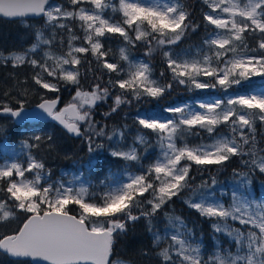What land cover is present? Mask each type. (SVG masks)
<instances>
[{"label":"snow or ice","instance_id":"6c2138e0","mask_svg":"<svg viewBox=\"0 0 264 264\" xmlns=\"http://www.w3.org/2000/svg\"><path fill=\"white\" fill-rule=\"evenodd\" d=\"M202 4L208 10L202 9L205 36L197 53L204 55L188 59L174 46L201 24L194 22L183 0H156L151 5L144 0H0L2 17L21 22L34 16L44 20L26 50L7 56L0 51V65L33 69L32 84L27 88L25 81L0 93V117L18 124L44 119L57 122L66 133L86 143L90 154H96L87 163L89 176L94 170L102 174L105 169L99 162L100 150L107 151L114 163L123 162L120 172L108 170L100 181L108 191L99 202L94 197L89 202L84 198L86 187H73L84 173L67 183L53 180L48 158L59 148L57 139L52 134L31 133L20 141L22 157L0 160V221L20 219L14 231L0 235V251L26 258L29 264H124L110 259L114 244L143 219L155 246L168 243L155 253L158 264H264V200L255 199L249 191L253 176L264 174V155H260L264 148L257 149L256 141L257 121L264 122V87L228 95L227 99L137 109L131 115L136 125L131 143L127 124L110 127L94 118L97 108L109 98L112 104L102 114L104 120L122 105L131 106L145 98L160 100L174 84L227 93L242 81L264 79V0H202ZM76 21L83 30L82 38L73 31ZM25 27L31 25L25 23ZM59 33L67 34V52L57 56L52 48L64 45V36L57 39ZM114 36L122 38L125 45L119 49V58L109 59L111 48L105 44ZM250 39L255 41L254 47H249ZM76 40L81 41L80 46H74ZM138 46L146 49L144 59L131 51ZM156 52L171 73L167 82H161L164 72L159 79L154 75L151 57ZM93 61L102 75L84 90L82 80H87L88 74L82 73L80 66L90 67ZM69 85L75 94L61 107L59 93ZM34 88L51 95H41L39 102L29 107L27 97ZM221 125L229 135L217 133ZM196 128L217 135L211 144L190 145L187 137L198 135L193 132ZM5 131L0 124V135ZM151 149H158V155L145 163ZM234 158L246 171L233 168L227 206L222 199L226 191L217 188L215 177L193 186V166L198 170L223 168ZM133 167L137 171H130ZM26 173L34 178L27 179ZM88 183L91 185L90 180ZM186 191L191 195L185 203L212 221L214 234L230 237L235 252L217 247L206 257L203 241L193 229L179 216L164 211L174 197ZM159 215L167 223L162 230H154L153 220ZM229 221L249 227L242 231ZM142 254L149 255L147 251Z\"/></svg>","mask_w":264,"mask_h":264},{"label":"trees","instance_id":"16d2710c","mask_svg":"<svg viewBox=\"0 0 264 264\" xmlns=\"http://www.w3.org/2000/svg\"><path fill=\"white\" fill-rule=\"evenodd\" d=\"M63 2V0H60ZM185 5L188 7V10L193 13L194 22L200 23L201 28H199L195 33L189 34L187 37L183 38L178 45L174 46L176 52L180 53L182 57H187L188 59H202L204 53H197V50L202 46V41L205 36V31L203 27L202 21V9L207 11V7L202 4V0H183ZM25 23L31 25V28L25 27ZM43 23L40 20H28L25 22H21L20 20H7L0 17V51L3 52L4 55L9 54L14 51H24L26 50L33 42H34V30L38 28H43ZM73 26H77V21L72 24ZM45 30V36L47 37L48 31ZM64 36V45L62 47L54 46L52 51L57 55H62L67 52V34L59 33L57 35V39L60 36ZM132 35H134L132 33ZM79 37V36H77ZM82 38V37H80ZM81 43L80 40H76L73 44ZM125 45V42L122 41V38L119 36H114L111 40H109L105 47L111 48V53L109 59L113 56L119 58V49ZM255 41L249 40V47H254ZM243 49L238 48L237 51H242ZM135 57H143L146 49L133 48L131 50ZM205 51H207L205 46ZM210 54V53H209ZM229 56L232 53L228 54ZM83 56V54H81ZM151 66L153 67V72L156 78H160V73L164 72V78L161 82H167L171 79V73L167 69L163 57L159 52H156L151 57ZM82 73L88 74L87 80H82V84L84 85V90H88V85L93 82L95 77L101 76L102 71L96 68L95 62L93 61L90 67H85L84 65L80 66ZM33 74V69L29 66L24 65L18 68H13L12 65L5 64L0 65V93H2L5 89H12L13 85H20L22 82L27 81L26 84H23L25 88L32 84L30 80L31 75ZM107 77H105V82ZM249 85L248 82L242 81L240 85H234L233 88L229 90H236L239 86L247 87ZM72 89L73 86H70ZM69 89H62L59 93L62 104L67 101ZM220 94L223 95L220 89L212 90H189L185 86L175 85L170 93H166L163 98L158 101H153L151 99L145 98V100L136 102L134 101L131 106L122 105L121 109H118L116 114H113L111 118L108 120L103 119V113L109 111V105L112 104V99L109 98L107 102L103 103L102 107H98L96 112L94 113V118L97 121H101V123H107L109 126L113 125H122L127 124L129 128V140L131 143V138L136 134L135 129L136 125L133 124L131 119V115L136 112L137 109L144 111L146 109H159V107L167 106L170 104H180L184 102H188L194 99L198 94ZM41 95L50 96L51 94L47 93V90H38V88L31 89L30 94L27 99L29 104L27 106L32 107L35 106L36 103L39 102V98ZM204 97L206 95H203ZM61 104V105H62ZM129 114L127 118L125 114ZM0 124L5 126L6 131L0 135V143L3 141H9L11 143H19L21 140L20 129L21 126L15 124L11 118L8 117H0ZM40 134H52L58 142L59 148L56 152L52 153V155L48 158V165L57 169L68 168L71 165L76 164H85L90 158V156H95L96 154H90L88 152L87 144L82 143L79 137H75L71 134L66 133L61 127L52 126L48 124H44L40 129H37ZM193 132L198 133V135H190L187 137V141L190 145H198L203 143H208L214 139V137L219 134L229 135V130L226 126L221 125L217 129V133H213L210 136L206 131L201 129H193ZM149 139H153L149 137ZM256 141H257V149L264 148V122L257 121L256 124ZM178 143H181L178 141ZM107 148L108 145L106 144ZM150 160L145 163L151 162L158 155V149H151ZM260 155H264V152H261ZM247 158V157H246ZM99 162L105 165V169L102 174H98L94 171V175L97 177H101L106 169L111 170L113 172L120 171L122 168L123 162L114 163V158H109L107 151L100 150L99 152ZM239 167V159L234 158L233 161H229L228 164L223 167L211 166L207 170H198L196 166H193L192 171L190 173L191 177H194L192 183L193 186L198 185L201 181L210 180V177H215L217 180V184L233 182V168ZM240 171H246V169L239 167ZM130 171H137L135 167L131 168ZM107 173V172H106ZM252 185L254 187H258L259 184H264V174L257 173L252 178ZM191 193L185 192L181 193L180 197H174L173 201L170 202V205L165 206L164 211H167L170 215L179 216L181 219L185 221L189 228L193 229L195 234L198 235V239L203 241V254L207 257L208 253H213L217 247L221 249H227L226 245L232 244L233 242L229 239V237L223 233H215L211 228V222L205 217L200 216V214L190 208L187 203H185L186 198ZM147 195V194H146ZM97 201L98 198L94 197ZM90 199H93L91 197ZM167 223L166 218L163 215H159L156 219L153 220L154 229H161ZM20 225V219L12 220L10 217L8 220L0 221V235L14 231ZM215 237V238H214ZM201 238V239H200ZM168 243L163 242L159 246H155L153 242L152 233L148 231V224L146 220L141 219L137 221L135 224L130 226L128 234L126 236H121L113 248V257L115 259H123L129 261L131 264H158V259L155 256V253L158 252L161 248L167 247ZM213 249V250H212ZM229 250V249H228ZM147 251L149 255L145 256L142 253ZM0 264H29L27 259H12L7 254H4L0 251Z\"/></svg>","mask_w":264,"mask_h":264},{"label":"rangeland","instance_id":"374dc122","mask_svg":"<svg viewBox=\"0 0 264 264\" xmlns=\"http://www.w3.org/2000/svg\"><path fill=\"white\" fill-rule=\"evenodd\" d=\"M54 2H55V0H54ZM59 2H60V0H59ZM114 2H118V0L114 1ZM155 2H156V0H144V3L146 5H151V4L155 3ZM234 2L238 3L239 0H234ZM110 12H111V9L108 10V13H110ZM119 18H120L119 14H117L116 15V19H119ZM40 21L44 24L43 18H41ZM79 23L80 22L77 21V26L76 27L72 25L73 31H74L76 36L83 37L84 33H83V30L79 28ZM74 46H80V43L74 44ZM14 52L19 53V52H23V51H14ZM9 54H6V56L9 55ZM137 58L144 59L143 57H137ZM185 58H187V57H185ZM246 82L249 83V85L247 87L239 86L238 89H236V90H228V92L227 93L224 92L223 95L216 94V93L215 94L206 93V94H200V95L198 94L194 99H192V100H190L188 102H184V103H193L194 104L196 101L210 100L212 98L227 99L228 95H235L236 93H244V92L251 91L253 88L264 87V79H262L260 77H253L251 79V81H246ZM70 86L71 85L68 86V89L71 90V92H68L67 101L65 102V104H67L72 99V96L75 94L74 93V89H72ZM201 91H203V90H201ZM203 95H206V96L204 97ZM184 103H180V104H184ZM156 110H158V109H156ZM33 132L40 134V132L34 126L21 128L20 129V136L22 138L20 140L22 141V140L26 139L27 136H29ZM212 142H213V140L208 142V143H203V144H211ZM19 144H20V142L19 143H11L9 141H3L2 143H0V160L9 159V158H16L18 155L22 157L23 153L20 150ZM88 161L85 162V164L71 165L68 168L59 167L57 169H54L51 166H49V167H51L52 170H53V177H52L53 180H62L65 183H67L69 181H72L73 177L80 176L81 173H84V175L81 176V180L80 181H76V183L73 185L74 190H78L81 186L86 187L88 189V195H86L84 197L85 200L91 202L92 201V199H90L91 197H97L98 200L96 202H99V198L101 196H103L108 191V189L105 188V186L100 183V181L104 179V176L107 175L108 169H106L107 173L105 172L101 177H97V176L94 175V171L95 170L93 171V174L91 176H89L88 171H87V163H88ZM117 172H120V171H117ZM133 172H135V171H133ZM25 177L27 179H29V180L34 178L29 173H26ZM17 179H22V178L17 177ZM89 180L91 181V185H89V183H88ZM81 181H83V184H81ZM217 188L218 189H224L226 191V195L222 199L224 200L225 205L227 206L231 202V189L233 188V182L229 181V182H226V183H219V184H217ZM249 191L253 194L255 199L264 200V184H262V183L259 184V186L257 188L254 187L253 185H251ZM210 222L212 223V221H210ZM229 223L231 224V226L233 228H239L242 231L246 227H249V226H246V225H241L239 222L229 221ZM163 228H161V230ZM154 230H156V229H154ZM197 237H198V235L196 234V238ZM229 239L231 240L230 237H229ZM232 242H233L232 244L226 245L227 246L226 248L229 249L230 251L235 252L236 251L235 243H234V241H232ZM211 254L212 253H208V256L211 255ZM111 260H119V261H123L124 264H131L129 261H126V260H123V259H115V258L111 257Z\"/></svg>","mask_w":264,"mask_h":264},{"label":"water","instance_id":"95a60500","mask_svg":"<svg viewBox=\"0 0 264 264\" xmlns=\"http://www.w3.org/2000/svg\"><path fill=\"white\" fill-rule=\"evenodd\" d=\"M114 1H115V0H114ZM0 17H2V16H0ZM2 18L7 19V20H16V19H10V18H5V17H2ZM39 18H42V17L34 16V17H29V18H27V19H39ZM26 122L35 123V122H37V121H21L20 124H24V123H26ZM10 257H11V256H10ZM11 258H13V259H26V258H14V257H11ZM110 259H111V258H110Z\"/></svg>","mask_w":264,"mask_h":264},{"label":"flooded vegetation","instance_id":"af4514ba","mask_svg":"<svg viewBox=\"0 0 264 264\" xmlns=\"http://www.w3.org/2000/svg\"><path fill=\"white\" fill-rule=\"evenodd\" d=\"M70 92H71V90H70ZM60 106L62 107L63 105H60ZM41 122L58 124L57 122H55V121H53V120H51V119H44V120H41ZM41 122H40V123H41ZM58 125H59V124H58Z\"/></svg>","mask_w":264,"mask_h":264}]
</instances>
